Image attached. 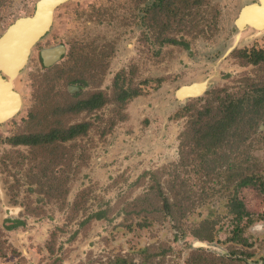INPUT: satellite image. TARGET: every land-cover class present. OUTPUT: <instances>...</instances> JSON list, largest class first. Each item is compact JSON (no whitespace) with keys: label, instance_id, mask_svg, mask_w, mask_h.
Segmentation results:
<instances>
[{"label":"rangeland","instance_id":"374dc122","mask_svg":"<svg viewBox=\"0 0 264 264\" xmlns=\"http://www.w3.org/2000/svg\"><path fill=\"white\" fill-rule=\"evenodd\" d=\"M37 1L0 0V35ZM152 2L67 0L31 49L13 81L20 109L0 124V264H264V122L254 146L205 158L180 147L191 112L206 99L264 89V62L234 55L264 50V29L234 25L256 0H202L179 10L171 27L143 11ZM56 45L66 46L65 55L44 68L40 50ZM115 81L139 95L116 102ZM198 83L203 95L176 97ZM68 85L81 90L70 93ZM98 93L101 108L70 109ZM81 122L88 130L71 141L10 143ZM246 173L263 184L240 192L247 216L237 221L228 206L231 179ZM12 219L24 225L7 230Z\"/></svg>","mask_w":264,"mask_h":264},{"label":"trees","instance_id":"16d2710c","mask_svg":"<svg viewBox=\"0 0 264 264\" xmlns=\"http://www.w3.org/2000/svg\"><path fill=\"white\" fill-rule=\"evenodd\" d=\"M201 2L202 0H153L143 11L164 17L166 26L171 27L179 21L177 18L179 10L191 12V9L200 6ZM165 40L166 43L171 45H186L185 41H178L172 37H167ZM234 55L247 64L257 65L264 62V50L262 49L237 50ZM84 60L85 58L81 57V61ZM70 83L75 84L76 82ZM216 92L220 93L221 91ZM113 93L116 102L121 104L139 95V91L135 89L123 90L118 86L117 81L113 84ZM225 96L227 97L212 96V98L206 99L199 109H193L187 127L181 134L180 147L191 148L192 152H196L205 158L214 154L218 149L226 147L232 149L241 145L248 144L251 146L253 144L254 146L256 144L257 131L264 122V110L262 108L264 89H255L253 92H249L248 96L235 94ZM105 101V99H102L101 93L94 94L71 105L70 109L76 112L88 110L97 107L99 103H105ZM85 128L86 123H78L67 130L55 129L47 132V134L19 135L12 137L10 141L14 144H35L39 141L53 140L55 138L66 139L67 135L69 136L68 138H71L75 137V135L83 134ZM220 158L225 162L227 160L222 155ZM231 182H234V187L228 206L230 207V212L235 215V219L240 221L247 216V211L239 198L240 192L243 189L261 186L263 179L257 173H246L237 179H231ZM155 196L160 198L163 207H169L167 199L160 191Z\"/></svg>","mask_w":264,"mask_h":264},{"label":"water","instance_id":"95a60500","mask_svg":"<svg viewBox=\"0 0 264 264\" xmlns=\"http://www.w3.org/2000/svg\"><path fill=\"white\" fill-rule=\"evenodd\" d=\"M67 0H39L36 2L31 16L20 17L8 26L0 36V123L13 118L21 106L20 95L14 90L13 81L25 67L33 46L49 30L55 9ZM234 25L238 31L251 28L256 31L264 29V0L243 6ZM238 36L235 37L234 43ZM232 50L229 49L227 53ZM65 54L63 45H56L41 51V58L45 67H51L59 62ZM77 87H69L74 92ZM206 92L203 83L184 86L176 92L180 100L196 98ZM195 247H206L205 243L195 242Z\"/></svg>","mask_w":264,"mask_h":264},{"label":"flooded vegetation","instance_id":"af4514ba","mask_svg":"<svg viewBox=\"0 0 264 264\" xmlns=\"http://www.w3.org/2000/svg\"><path fill=\"white\" fill-rule=\"evenodd\" d=\"M39 1V0H38ZM253 3H255V2H253ZM253 3H251V4H253ZM36 4V3H35ZM249 5V4H248ZM35 7V6H34ZM57 9V8H56ZM55 9V10H56ZM33 14V13H32ZM31 14V15H32ZM30 15V16H31ZM52 25V24H51ZM8 28V27H7ZM6 28V29H7ZM50 28H51V26H50ZM50 28H49V30H50ZM5 29V30H6ZM48 30V31H49ZM47 31V32H48ZM5 32V31H4ZM3 32V33H4ZM46 32V33H47ZM46 33L43 35V36H45L46 35ZM2 35V34H1ZM0 35V36H1ZM42 36V37H43ZM41 37V38H42ZM40 38V39H41ZM181 46H184V47H187L188 46V44H186V45H181ZM65 47V53H66V46H64ZM50 48V47H49ZM44 49H46V48H43V49H41L40 50V53H39V55H40V61H41V63H42V65H43V62H42V58H41V51H43ZM65 55V54H64ZM29 58V57H28ZM58 63V62H57ZM57 63H55L54 65H52L51 67H53V66H55ZM43 67L44 68H49V67H45L44 65H43ZM0 76H1V78L2 79H6V77L2 74V73H0ZM70 86H72V85H68V91H69V87ZM72 87H77L78 88V90H76V91H79V90H81V88L80 87H78V86H72ZM178 91V90H177ZM176 91V92H177ZM70 93H73V92H71V91H69ZM99 94V93H98ZM94 95V94H93ZM176 95V94H175ZM87 99V98H86ZM104 104V103H103ZM103 104H101V103H99V105L97 106V107H94V108H92V109H88V110H86V111H89V112H92V111H95V110H97V109H99V108H101L102 106H103ZM81 123H86V122H81ZM1 124V123H0ZM78 124V123H77ZM72 126V125H71ZM71 126H69V127H67L65 130H67V129H69V128H71ZM88 127H89V125H88V123H86V128L84 129V132L83 133H85L87 130H88ZM55 129H53V131H54ZM59 130V129H58ZM51 131V130H50ZM49 132V131H48ZM33 134H38V135H40V134H47V132H45V133H33ZM23 135H26V134H23ZM80 135H82V134H80ZM80 135H75V137H71V138H68L69 136L67 135V138L66 139H62V138H55V139H53V140H46V141H39V142H37V143H35V144H25V143H19V144H14L12 141H10V143L12 144V145H14V146H42V145H50V144H54V143H56V142H67V141H71V140H73V139H75V138H77L78 136H80ZM10 222H11V224L10 225H8L7 227H6V229L7 230H14V229H16V228H18V227H21V226H23L24 225V223L21 221V220H18V219H15V220H10Z\"/></svg>","mask_w":264,"mask_h":264}]
</instances>
